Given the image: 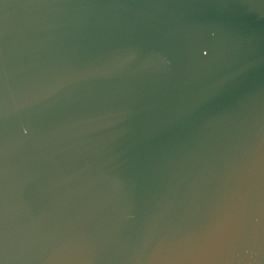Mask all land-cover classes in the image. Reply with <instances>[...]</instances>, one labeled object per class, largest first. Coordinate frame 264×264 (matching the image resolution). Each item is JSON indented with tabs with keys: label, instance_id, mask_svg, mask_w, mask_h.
Returning a JSON list of instances; mask_svg holds the SVG:
<instances>
[{
	"label": "water",
	"instance_id": "water-1",
	"mask_svg": "<svg viewBox=\"0 0 264 264\" xmlns=\"http://www.w3.org/2000/svg\"><path fill=\"white\" fill-rule=\"evenodd\" d=\"M0 264H264V0H0Z\"/></svg>",
	"mask_w": 264,
	"mask_h": 264
}]
</instances>
